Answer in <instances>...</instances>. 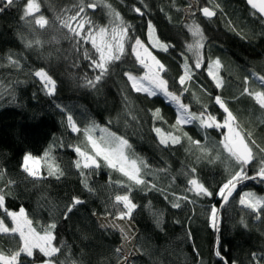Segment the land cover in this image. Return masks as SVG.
I'll list each match as a JSON object with an SVG mask.
<instances>
[{
  "label": "trees",
  "instance_id": "1",
  "mask_svg": "<svg viewBox=\"0 0 264 264\" xmlns=\"http://www.w3.org/2000/svg\"><path fill=\"white\" fill-rule=\"evenodd\" d=\"M196 1L200 7L209 6L217 11L216 17L207 19L198 13L187 20L186 9L192 0H143V3L141 0H107V3L133 26L132 35L139 36L146 43L150 20L158 25L168 43L174 45L167 52L170 61L166 63V74L170 89L176 92L179 91L171 77L182 74L181 53L185 52L186 43L192 41L184 25L195 19L206 36L205 64L201 69H193L194 75L188 84L189 91L182 97L183 102L194 112L201 110L197 104H208L210 111L211 105L215 104L213 98L220 95L227 101L244 133L252 132V139L264 147V111L251 97L240 95L245 76L249 77L250 89L264 90L253 75H264V24L258 14L253 15L254 10L246 0H214L220 5L219 9L208 0ZM24 3L25 0H17L15 6L0 12V64L4 65L0 66V171L4 173L0 187H4L8 180L15 181L5 207L17 212L24 207L34 226L37 222L47 225L55 221L54 243L62 246L57 259L66 261V264L73 261L75 264H120L122 257L117 256L115 249L122 246L123 237L116 229L101 227L98 217L113 218L107 213L114 215L116 212L111 207L114 197L125 194V189L113 182L127 183V180L120 173L102 166L88 175L87 182L93 191L83 186L74 167L78 157L69 147L81 143L83 134L73 133L67 126L66 118L70 114L81 129L95 122L126 137L134 152L150 166L143 177L147 185L133 187L131 192V199L138 206L129 220L136 234L133 244L136 250L132 252L131 264H223L214 254L217 248L228 264L233 261L236 264H257L253 253L259 257V264H264V210L258 220L251 210L238 203V193L244 191L264 196V184L251 181L238 188L233 194L235 199H230L221 210L219 231L211 227L208 218L211 206L216 205L219 211L223 202L217 193L226 179V167L230 161L224 160V153H220L221 160L209 161L217 154L213 145L226 134V129H206L207 135L200 138L201 144L210 150L207 158L195 146H190L186 138L167 148L160 145L152 128L155 125L169 130L174 124L170 118L176 115V110L169 106L166 115L161 112L167 123L151 122L145 110L146 99L143 101L141 93L131 90L123 75L125 71L142 74L130 48L121 61L111 65L109 75L96 88L86 87L84 77L91 78L96 72L89 68V61L73 51L72 41L63 38L66 30H57L51 10L70 7L77 0H41L42 14L53 23L46 30L37 29L35 32L20 20ZM133 6L140 7L145 14H137L132 10ZM88 14L99 25L108 22L103 7L95 12L88 10ZM21 35L27 40L39 39L42 43L26 48ZM84 47L90 49V45ZM9 53L21 59L20 69L7 65L5 58ZM187 55L191 56L190 53ZM208 57L219 58L223 64L224 86L220 89L207 75ZM40 68L57 82L54 96L46 95L39 78L31 75ZM256 85L258 88L255 89ZM125 96L129 98L127 102ZM153 100L157 105L158 102L167 103L160 95ZM50 145L55 163L65 175L56 179L48 176L46 169L42 173L43 179L28 177L21 167L24 155L42 156ZM254 151L257 150L254 148ZM197 157L201 158L198 160ZM193 167L196 172L191 177L203 183L212 196L197 197L187 191V181L191 177L186 173ZM255 167L257 165L253 164L249 171ZM152 185L156 187L152 188ZM185 195L194 202L181 199L180 208L171 206L175 197ZM73 196L84 203L75 206L65 219L63 213ZM0 218L11 227V221L2 209ZM17 239L0 235V246L12 247ZM24 259L25 264H31L32 260L41 264L45 258L36 251L33 258Z\"/></svg>",
  "mask_w": 264,
  "mask_h": 264
},
{
  "label": "snow or ice",
  "instance_id": "2",
  "mask_svg": "<svg viewBox=\"0 0 264 264\" xmlns=\"http://www.w3.org/2000/svg\"><path fill=\"white\" fill-rule=\"evenodd\" d=\"M209 4H214L215 9H219L220 5L214 3V0H208ZM143 3V0H141ZM248 5L253 9V15L258 14L260 22L264 24V0H247ZM17 4V0H0V12L5 11L9 7ZM103 7L106 9L108 22L104 25L97 24L88 14V10L95 12L97 8ZM147 7V5H145ZM189 10L192 5L188 6ZM54 13V22L57 25V30H66L63 33V38L72 41V49L74 52L83 56V59L89 61V68L96 74L89 78L84 77V86L96 88L97 85L109 75L111 65L115 62L121 61L122 57L127 54V48H130L131 55L135 63L142 71L141 75L134 74L132 71H125L123 73L126 77V84L130 86L131 90L136 93L145 94L148 97H156L161 95L170 104L176 107L175 123L169 126V130L165 131L161 127L153 126L152 131L156 134L158 143L165 148L172 145L180 144L182 138H186L190 146H195L204 158L210 153L207 146L202 145L199 140H194L187 132H183V126L198 124L201 129H227V134L223 135V139L218 144L213 145L217 149V154L213 160H221V152L226 153L224 160L230 161L226 167L227 176L222 185L218 189L217 195L222 199L223 205H227L231 199H235L234 193H237L238 187L244 185L245 182L257 181L264 184V147L257 144L256 140L252 139V132L243 133L241 125L237 123V117L229 109L227 101L220 95H216L214 103L223 110L224 118L222 121L217 119V116L209 111L208 104H202L199 112L191 110V106L183 102L182 97L185 92L189 91L188 84L192 80L193 69H201L205 64L204 48L206 43V36L200 24L192 19L191 23H186L184 27L190 33L192 41L186 43L185 52L181 53L183 63L181 64L182 74L178 76L175 83L180 86V91H172L169 87V81L165 79L164 74L168 72V68L164 63L153 54L151 49H159L163 52H168L174 45L161 41L156 35V28L149 20L147 23V37L148 45L139 37L132 35L134 31L133 26L127 23L121 16L120 12L113 8L107 0H77L70 7H62L58 11L51 9ZM137 14L143 16L145 13L140 7L133 6L132 9ZM203 17L211 19L217 15V11L208 6H203L199 9ZM191 15L194 17L195 12ZM20 20L25 27L35 32L37 29L46 30L52 26L50 21L41 12V0H25L21 9ZM231 23V22H229ZM235 31V29H232ZM242 35L241 33H237ZM21 39L24 41L26 48H32L33 45H41L39 39L27 40L23 35ZM55 40V37H53ZM58 43V41H56ZM84 45H90L85 48ZM150 46V47H149ZM190 53L191 56L187 55ZM7 65L20 69L21 59L14 58V54L9 53L5 58ZM191 61V62H190ZM0 66H4L0 64ZM76 66V65H74ZM223 64L219 58H207V75L212 79L217 89L224 86L223 78L220 76V69ZM31 75L39 78L45 94L54 96L56 90L55 79L44 69L40 68L31 73ZM261 88H264V75H256ZM249 77L245 76L243 79V88L240 95H247L251 97L259 108L264 111V90L250 89ZM5 91H7V87ZM128 101V96L124 97ZM59 108L60 106L57 105ZM153 120H160L167 123L161 115V109L156 108L149 110ZM67 126L73 133L83 134V140L76 145H69L77 155L74 161V167L81 176V183L88 189L93 191L87 182L88 175L96 172L102 166L110 170L120 173L126 178L124 181H114L125 189V194H117L114 197L111 207L116 209L115 214L108 212L107 215L113 216V219L101 227L117 229L124 240L132 239L125 231V228L116 221H128L132 219L134 210L138 207L131 199V192L133 187L147 185L143 178L149 169V164L142 157L137 155L132 149L129 140L110 131L107 127L92 122L90 125L81 129L72 115H67ZM136 119L135 116L132 117ZM100 135L97 136L96 133ZM179 133V134H177ZM247 137V138H246ZM50 145L44 151L42 156H34L27 153L23 157V164L21 165L23 172L28 177L34 180L43 179L40 171L41 167L47 169L48 176H54L60 179L65 175L59 164L55 163L54 157L51 154ZM254 148L257 151H254ZM190 150V149H189ZM259 155V159L257 156ZM201 157H197L199 160ZM223 162V161H222ZM256 164L257 167L249 171L250 167ZM196 172V168H191L189 175ZM4 173L0 171V180H3ZM15 181L8 180L4 187H0V209L3 210L4 215L10 219L11 227L5 223L4 218H0V235L8 236L9 238H16L13 246L7 249L0 246V264H25L24 258H33L34 252L38 251L45 258L42 264H66V261L57 259V255L62 252V246L54 243L56 240L55 229L57 224L55 221L47 225H40L39 222L34 226L33 219L29 217L24 207H20L19 211H9L5 207L7 196L11 195V186ZM189 187L187 191L192 192L195 196L210 197L213 193L198 179L191 177L187 181ZM155 188V185L151 186ZM238 203L246 209L251 210L255 214L256 219L261 218V211L264 210V196H258L252 191H244L238 193ZM183 199L190 203L188 197H175V202L172 203L173 208H180V200ZM84 203L79 197L73 196L71 203L66 206L63 213L65 219L68 218L75 206ZM122 205V207H121ZM222 205V206H223ZM95 215V213H93ZM208 218L211 227L219 231V211L216 205L211 206L208 212ZM243 224V219L241 220ZM245 227L247 225L245 224ZM118 257H122L120 264H131L129 257L133 255L131 251L124 254V247L115 249ZM214 254L223 262L228 264L222 256L221 251L217 248ZM253 260L259 264V257L253 253ZM35 264V260L31 261ZM75 264V262H71ZM232 264H236L235 261Z\"/></svg>",
  "mask_w": 264,
  "mask_h": 264
},
{
  "label": "rangeland",
  "instance_id": "3",
  "mask_svg": "<svg viewBox=\"0 0 264 264\" xmlns=\"http://www.w3.org/2000/svg\"><path fill=\"white\" fill-rule=\"evenodd\" d=\"M191 5H192V9L191 10H189V8H187L186 9V19L187 20H191V18L193 17L192 15H191V12L192 11H194L195 12V15L196 14H198V13H200V11H199V9L201 8L200 7V4L196 1V0H192V3H191ZM201 14V13H200ZM154 25V24H153ZM155 26V28H156V35L161 39V41H163V42H166V43H168V40L167 39H165L164 37H163V35L161 34V31H160V29H159V27H158V25H154ZM146 45H148V37H147V42L145 43ZM150 47V46H149ZM150 50L153 52V54L154 55H156L157 56V58L159 59V60H161V62L162 63H164L165 65H166V63H168L170 60H169V57L167 56V52H163V51H161V50H159V49H151V47H150ZM167 67V66H166ZM220 76H221V69H220ZM164 77H165V79H167L168 80V78H167V74H164ZM222 77V76H221ZM178 77H171V79H172V83H173V85H175L174 87H177V89H178V91H180V86L177 84V83H175V81H176V79H177ZM256 78V77H255ZM224 81V80H223ZM256 81H257V83L258 84H260L259 83V81L256 79ZM256 88H258V85H256L255 86V89ZM170 90H172V89H170ZM258 90V89H257ZM173 91V90H172ZM142 98H143V101H144V98L146 99V101H145V105H146V112H147V114H148V116H149V118H150V120H151V122H154L155 120H153V118H152V115H151V112L149 111V110H154V109H156V106H157V108H161L162 110H161V112H162V115L164 116V114L166 115V113H167V109H168V107L169 106H172L173 108H175V110H176V107H175V105L174 104H170L168 101H166L165 100V98H164V102L166 103V104H164V103H160V102H158V105L154 102V98L155 97H148L147 95H145V94H142ZM161 96V95H160ZM197 105H199V106H202V105H200V104H197ZM210 111L212 112V114H214V115H216L217 116V119L218 120H220V121H222L223 120V118H224V113H223V110L222 109H220L219 108V106L217 105H215V104H212L211 105V107H210ZM176 115H177V113H176ZM176 115L175 116H173V117H171L170 119L172 120V123H175V120H176ZM237 123H238V121H237ZM242 129V128H241ZM182 131L183 132H187L188 134H190L191 136H196L198 139L197 140H199L200 141V138L202 137L203 138V134L206 136L207 134H206V129H201L199 126H198V124H191V125H185V126H183V129H182ZM243 131V130H242ZM243 133H244V131H243ZM177 134H179V133H177ZM226 134H227V129H226ZM96 135L97 136H99L100 135V133L99 132H97L96 133ZM223 139V137L221 138V140ZM220 140V141H221ZM219 143V141L218 142H216V144H218ZM215 148V147H214ZM222 154H223V152H221ZM224 155L226 156V153H224ZM45 170H46V168H44L43 166L41 167V169H40V171H41V173H43V172H45ZM113 218H111V217H98V222H99V224L100 225H104V224H107V223H109L111 220H112ZM117 223H119L121 226H123L124 228H125V231L128 233V235L129 236H131L132 237V239H130V240H124L123 239V244H122V246L124 247V254H127L129 251H131V252H133L134 250H136L135 249V246H133V244H134V241H135V237H136V234H135V230H133L135 227H134V225L128 220V221H116ZM133 228V229H132ZM114 229V228H113ZM117 230V229H116ZM132 257H133V255H131L130 257H129V261L132 259ZM42 264V263H41Z\"/></svg>",
  "mask_w": 264,
  "mask_h": 264
},
{
  "label": "water",
  "instance_id": "4",
  "mask_svg": "<svg viewBox=\"0 0 264 264\" xmlns=\"http://www.w3.org/2000/svg\"><path fill=\"white\" fill-rule=\"evenodd\" d=\"M246 2H247V0H246ZM247 4H248V3H247ZM248 6L250 7V5H248ZM208 7H209V6H208ZM210 8H211V7H210ZM250 8H251V7H250ZM90 11H92V10H90ZM200 13H201V12H200ZM201 15H202V13H201ZM202 16H203V15H202ZM215 17H216V16H215ZM215 17H212L211 19H214ZM204 18H205V17H204ZM207 19H209V18H207ZM245 183H246V182H245ZM239 187H240V186H239ZM239 187H238V188H239ZM230 199H231V198H230ZM222 205H223V202H222V204L220 205V208H219V220H220V216H221V210H222V209L224 208V206H225V205H223V206H222ZM219 220H218V221H219ZM219 223H220V221L218 222V225H219Z\"/></svg>",
  "mask_w": 264,
  "mask_h": 264
}]
</instances>
